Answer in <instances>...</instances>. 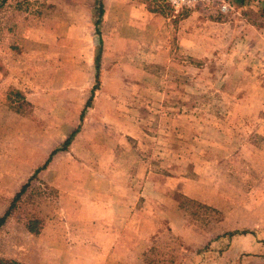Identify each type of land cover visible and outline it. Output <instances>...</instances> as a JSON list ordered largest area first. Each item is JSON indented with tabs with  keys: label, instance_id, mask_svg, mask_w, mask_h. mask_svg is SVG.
I'll use <instances>...</instances> for the list:
<instances>
[{
	"label": "rangeland",
	"instance_id": "obj_1",
	"mask_svg": "<svg viewBox=\"0 0 264 264\" xmlns=\"http://www.w3.org/2000/svg\"><path fill=\"white\" fill-rule=\"evenodd\" d=\"M94 2L8 0L0 9V217L36 168L80 124L82 133V121L72 128L59 121L52 125L49 117L62 119L68 108L79 110L80 102L84 107L89 98L94 84ZM157 4L159 13L171 20L182 14H176L166 0ZM217 4L209 11L197 7L191 16L196 21L227 22L226 43L214 45L203 59L192 62L175 57L177 67L161 71L152 64L144 67L147 75L140 81L122 80L126 93L116 96L121 99L116 112L126 123L111 130L95 123L87 126V134L77 144L73 141L67 153H58L60 162L55 165L61 172L81 168L97 176L91 182L93 195L110 193L109 187L119 184L123 190L115 197L126 198L128 192L130 198L137 196L134 207L131 204V221L139 216L141 221L138 228L131 223V230L137 232L131 248L132 254L140 247L144 250L138 257L142 264H264V47L238 45L234 38L236 29L243 26H249V32L264 31L244 20H215L210 14ZM38 10L42 17L35 15ZM109 22L114 23L113 17ZM83 23L88 29L80 28ZM11 26H15L13 33L7 31ZM211 26L203 27L204 33ZM249 32L244 34L250 36ZM75 39L80 56L88 59L90 55L89 66L75 62L70 50ZM237 45L230 58L224 55L216 63L219 52ZM75 71L91 78L75 79ZM67 72L69 78H65ZM103 77L102 68L101 83ZM74 86L79 88L76 96L75 92L60 93ZM12 89L25 95L23 115L6 106L5 94ZM38 96L35 105L31 101ZM93 105L94 99L86 112ZM178 195L218 213L188 205L182 210ZM59 197L46 179L37 177L32 182L0 228V261L42 264L39 234L54 216ZM28 215L42 222L37 235L22 222ZM58 225L54 232L64 234L68 226L63 219ZM244 229L252 233L228 235ZM90 230L85 225L83 235ZM140 237L146 239L145 246L137 244Z\"/></svg>",
	"mask_w": 264,
	"mask_h": 264
},
{
	"label": "crops",
	"instance_id": "obj_2",
	"mask_svg": "<svg viewBox=\"0 0 264 264\" xmlns=\"http://www.w3.org/2000/svg\"><path fill=\"white\" fill-rule=\"evenodd\" d=\"M145 6L142 0H104V15L101 25L102 38L105 36L106 40L102 56L104 77L100 89L94 94V105L91 111L85 112L83 116L82 133L74 137L73 144H77L83 135L87 134V132L85 133L87 126H92L94 123L106 127L107 130L126 123L117 118L116 112L121 109V99L116 96L126 93L122 80L140 81L147 75L146 70H143L144 67L152 64L159 66L162 71V68L167 66L177 67L176 60L179 57L192 62L196 59H203L210 55L214 45L226 43L229 35L227 22L215 23L207 19L196 21L191 16L197 10L196 8H186L177 20H171L165 14L148 11ZM111 17L114 19L113 24L109 22ZM83 20L87 21V17ZM84 23L80 26L82 30L88 29ZM205 26H211L212 29L204 33L203 27ZM246 27H240L234 32L235 41L240 42L238 45L245 42L255 50L264 47V33H257L254 29L249 32V26ZM248 32L250 36L245 35ZM238 45L219 52L216 63L217 60L221 61L224 55L230 58ZM78 46L76 39L70 46V50L74 51L75 62L80 61V64L89 66L90 55H88V59H84L83 56H80L82 50H78ZM80 48H82L81 45ZM175 57L177 58L175 59ZM181 62L185 63V61ZM187 62L189 63V61ZM192 66L190 64V68ZM69 74L72 75V72ZM91 76L93 79V73ZM91 76L75 71L73 78L83 80L91 78ZM65 78H69L68 72ZM62 90L64 92H60L61 94H65V91H67L66 94L75 92L76 96L79 88L74 86V88H66V90L62 88ZM28 99L30 98H27L29 102ZM34 100L31 102H34L35 105L38 104L40 96ZM42 101L46 103L45 99ZM80 103V111L75 107L68 108L67 114L62 119L49 117L50 123L54 125L59 121L60 125L76 127L80 123V116L84 108L83 101ZM99 136L97 135V137ZM119 138L115 137L118 141ZM60 157L61 154L56 155L46 169L38 173L39 179H46L60 193V197L56 201L57 208L54 216L50 217L39 234V237L43 239V247L39 249L43 256L42 264H142L138 257L144 250H141L140 247L132 254L134 247L131 248L134 237H137V232H133L131 226L138 228L137 221H141L140 216L133 222L131 221V204L134 207L137 196L130 198V192H128L126 198L115 197L120 190H123L119 184L109 187L110 193L93 195L94 186L91 182H95L97 176H93L90 170L85 171L81 168H72L67 173L66 171L61 172L60 168L55 165L60 162ZM85 186L89 189L88 191ZM126 193L127 191L125 195ZM62 219L68 227L64 234L61 230L57 234L54 231ZM143 223L145 226L146 223ZM85 225L91 230L83 235ZM109 240L111 241L109 242ZM145 240L140 237L137 244L145 246ZM35 252L34 257L36 256Z\"/></svg>",
	"mask_w": 264,
	"mask_h": 264
},
{
	"label": "trees",
	"instance_id": "obj_3",
	"mask_svg": "<svg viewBox=\"0 0 264 264\" xmlns=\"http://www.w3.org/2000/svg\"><path fill=\"white\" fill-rule=\"evenodd\" d=\"M149 4V11L151 12H160L162 10H159V6L157 4V0H146ZM218 2L217 6H214L211 9L210 17L214 18L215 20H236L238 22L239 20L246 21L249 24H251L256 30L258 31H264V0H216ZM8 2V0H0V9H2L5 4ZM28 3V2H26ZM221 4H225L227 6V13H221L220 12V6ZM47 8H52V6H47ZM209 11V10H208ZM35 15L38 17H42L41 12L35 11ZM103 15H104V0H95L93 8L91 10V23L93 26V32L96 36V42H95V49L93 54V68H94V84L90 90V95L88 100L85 103V106L83 108V111L80 116V123L83 120V116L85 115V112L91 107L92 101L94 98V94L97 90H99L101 85V76H102V68H101V62H102V56L104 53V41L102 38L101 33V25L103 22ZM229 16H232L233 18H230ZM7 31L13 33L15 31V26H11L7 29ZM3 67V66H2ZM5 103L6 106L14 113L18 115H23V108L21 106V103L25 100V95L23 92L19 90H8L5 94ZM81 128V124L77 126L75 130H73L69 136L66 138V140L57 148H55L49 155L46 162L41 166L36 168L32 176L27 180L26 184H24L18 193H16L11 200L10 204L8 205V208L6 212L0 217V228L3 227L13 211H15L18 207V204L20 203V200L25 196V194L28 192L29 188L31 187V184L34 180L37 179L38 173L42 170L46 169L52 158L60 153L65 152L68 150L69 146L71 145L74 137L79 133ZM194 206L197 210H204L205 212L210 213L211 215H216L218 212L216 209L201 204L199 202L190 200L186 198L185 196L178 195V206L179 208L186 209L188 206ZM190 215L194 217H200L198 213L192 212ZM19 220H22L21 217L18 218ZM26 230L34 235H37L40 232L41 229V220L38 218H35L34 216H27L22 220ZM252 232L250 230H236L233 232L228 233L230 237L234 235H246L251 234ZM0 264H22L16 260H1Z\"/></svg>",
	"mask_w": 264,
	"mask_h": 264
},
{
	"label": "built area",
	"instance_id": "obj_4",
	"mask_svg": "<svg viewBox=\"0 0 264 264\" xmlns=\"http://www.w3.org/2000/svg\"><path fill=\"white\" fill-rule=\"evenodd\" d=\"M173 11L178 14L186 8H201L203 10H209L216 0H166ZM228 11L225 4H221L220 12L226 13Z\"/></svg>",
	"mask_w": 264,
	"mask_h": 264
}]
</instances>
